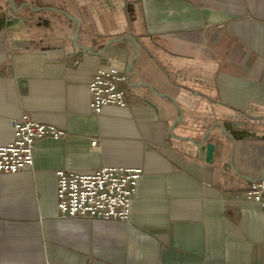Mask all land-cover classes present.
Segmentation results:
<instances>
[{
    "label": "crops",
    "instance_id": "1",
    "mask_svg": "<svg viewBox=\"0 0 264 264\" xmlns=\"http://www.w3.org/2000/svg\"><path fill=\"white\" fill-rule=\"evenodd\" d=\"M24 114L65 134L0 174V264H264V0H0V146ZM103 167L143 171L129 220L62 218L56 173Z\"/></svg>",
    "mask_w": 264,
    "mask_h": 264
},
{
    "label": "built area",
    "instance_id": "2",
    "mask_svg": "<svg viewBox=\"0 0 264 264\" xmlns=\"http://www.w3.org/2000/svg\"><path fill=\"white\" fill-rule=\"evenodd\" d=\"M127 83L128 75L115 68L112 59L105 68L97 69L88 84L92 113L100 115L110 105L125 108ZM12 128V142L0 146V174H16L32 168L36 143L44 138L59 140L65 134L55 126L34 122L27 114L12 120ZM98 142L92 140V146ZM56 175L57 207L62 218L128 221L143 171L103 167L91 174L59 170ZM244 201L264 209V180L251 183Z\"/></svg>",
    "mask_w": 264,
    "mask_h": 264
},
{
    "label": "water",
    "instance_id": "3",
    "mask_svg": "<svg viewBox=\"0 0 264 264\" xmlns=\"http://www.w3.org/2000/svg\"><path fill=\"white\" fill-rule=\"evenodd\" d=\"M86 51L90 52V49L86 48ZM174 104L176 107L177 104L174 101ZM210 131L202 138V140L200 141V145L198 147L200 148H204L205 149V160L207 163L213 164L214 162V151H215V144L208 142V137H209ZM258 180H264V175L262 176L261 179H257L255 181Z\"/></svg>",
    "mask_w": 264,
    "mask_h": 264
}]
</instances>
